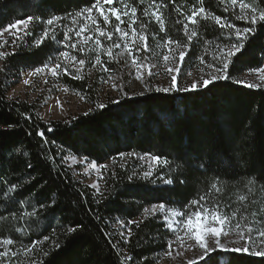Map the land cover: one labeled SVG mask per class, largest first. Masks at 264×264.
Segmentation results:
<instances>
[{
  "label": "trees",
  "instance_id": "1",
  "mask_svg": "<svg viewBox=\"0 0 264 264\" xmlns=\"http://www.w3.org/2000/svg\"><path fill=\"white\" fill-rule=\"evenodd\" d=\"M93 2L0 0V29L29 15L39 16L41 21L60 15L64 16L61 25L69 24L71 17L65 14ZM149 2L138 5L139 19L150 28L146 30L188 44L183 25L189 23L186 17L193 6H199V0H164L168 5L161 9L165 31L160 32L153 17L142 15ZM245 2L264 8L261 0ZM203 6L239 29L251 26L256 32L222 71L230 78L218 79L197 91L164 93L148 88L143 95L122 96L120 104L110 101L104 103L106 108L99 109L95 80L86 74L76 78L70 71L60 74L59 82L85 99L90 105L85 112L88 114L47 122L33 104L7 99L6 93L20 71L42 66L64 49L59 43L63 38L61 27L57 26L54 42L51 36L43 37L47 25L34 20L29 34L17 40L1 60L0 237L11 236L16 241L10 247L17 255L0 264H156L158 255L167 249L171 233L159 214L145 215L144 209L159 203L182 207L206 193L217 177L224 189L217 198L222 204L231 203L225 211L239 208L253 219L250 214L264 206V86L250 88L235 78L264 67V23L249 25L236 19L239 8L228 6L226 10L220 0H203ZM198 20V26L189 23V32L196 27L198 36L186 48L183 65L199 64L203 59L222 68L217 51L224 44L237 43L234 32L210 20ZM104 61L109 69L116 68L114 61ZM38 132H44V136ZM121 153L160 155L167 157L170 165H156L150 177L135 175L129 180L135 160L130 155L116 162L113 169L103 171L102 190L95 193L73 177L64 160L65 155H74L100 164ZM166 179L173 183H165ZM250 179L254 183H248ZM13 185L15 190L3 195ZM242 194L248 196L243 203L237 199ZM41 204L45 207L40 208ZM30 212L36 215H24ZM116 222L124 223L125 235H118ZM69 228L76 231L69 233ZM38 240L42 242L25 254L24 248ZM56 243L60 244L58 249ZM210 255L211 264H216L217 257L220 264H264V256L252 253Z\"/></svg>",
  "mask_w": 264,
  "mask_h": 264
},
{
  "label": "snow or ice",
  "instance_id": "2",
  "mask_svg": "<svg viewBox=\"0 0 264 264\" xmlns=\"http://www.w3.org/2000/svg\"><path fill=\"white\" fill-rule=\"evenodd\" d=\"M175 0H173V3ZM221 4L226 6H231L233 10L237 7L239 8V14L236 15V19L245 20L249 25H257L258 23H264V8H261L258 4L254 6L252 3L245 2V0H220ZM261 3H264V0H261ZM145 0H94L90 6H85L75 13H67L65 15L70 16V23L61 25V22L64 20V16L52 15L46 20L41 21L39 16L29 15L24 19L16 20L14 23L7 25L5 28L0 29V36L3 35L4 31H9L12 28H16L17 31L14 34L15 38L12 43L15 45L17 40L20 39V25H23V31L27 35L29 25L35 20L43 22L47 25L43 32V37L48 38L51 36V39L55 42L57 41L56 30L57 26L61 27L63 32V38L59 40V43L63 45L65 50L59 51L58 56L60 60H54L50 57L49 61L43 64L40 67H36L34 70L28 73L29 76H36L47 71L52 77H59L61 71L65 74L69 73V68H72L73 71L77 74L76 78L82 79L83 77L79 73L83 70L85 65L91 61V66L93 68L100 66L101 69L105 72L109 71V68L105 66V61L102 59L103 56H106L109 61L114 58V49L121 48V42H123V52L117 53L115 55L123 56L126 52L128 57L131 58L132 65L137 69V79H142L143 73L142 70L147 67V74L151 76L152 69L156 67L154 64H145L140 62V58L136 55L141 50H149V35L146 31L148 25L139 19L138 16V5H144ZM118 5V6H117ZM167 4L164 3V0H160L157 3V0H150L148 5L143 8L142 15L147 17L151 16L159 23L160 31H165V21L163 19L162 8H167ZM179 11V10H178ZM198 17L204 21H212L215 25L219 26L221 29H230L234 32L237 43H228L224 44L223 47L219 48V54L216 57L222 61V68L216 67V65L209 64V68H214L216 72H221L227 70L231 58L236 56L237 53L241 52L245 47V41L248 40L250 35H254L256 29L254 27H245L243 29L237 28L234 24L222 20L218 15L210 13L203 6V0H199V6H193L191 10V15L186 17L187 21L193 25L198 26L200 20ZM127 18V23L125 21ZM113 21L116 23L113 25ZM176 23H180L176 21ZM189 23L183 25L184 34L187 37L188 44L182 43L180 40H175L171 37H168L163 41V43H156L155 47H165L168 48V54H164L162 59L165 62V68L168 73L173 71L179 72L180 69L168 67V62L171 60L177 59V55L173 54L178 51V60L183 62L186 56V49L189 47L190 42L194 37L198 36V31L196 27H193L191 32H189ZM126 24V27H122ZM138 25V26H137ZM112 30H109V29ZM10 35H13L9 31ZM114 35L118 36L117 41H113ZM103 38V39H102ZM109 41L112 43L105 44L104 41ZM43 41H37V46ZM7 44V41L0 42V47H3ZM175 46V47H173ZM73 53H79L80 55L87 56L88 59L79 58L78 55ZM94 53V58L89 54ZM9 55L7 52L0 51V59H4ZM201 63H204L201 59ZM4 69H0L3 71ZM249 71L259 73V80L264 81V67H258L256 69H250ZM191 75V73H189ZM230 77L225 73L224 75H209V78L205 79L201 77L200 79L194 80L191 85L179 88L177 77L173 75L171 77V84L169 87L157 88L156 91L168 93L170 91H197L200 88H207L210 84L218 79H229ZM111 79V77H109ZM202 80V83H201ZM24 83L29 84V80L25 79ZM44 83H48L47 80H44ZM107 83V81H105ZM238 83H246L245 81H238ZM250 88H259L261 84H246ZM113 90H119L118 85H112ZM148 90V89H146ZM67 91V88L64 89ZM125 98L128 97L127 92L122 93ZM143 95V93H141ZM59 104V100L57 101ZM111 103L120 104L121 100L114 99ZM107 105L100 103L97 105V108L104 109ZM91 111V110H89ZM88 113H85L87 115ZM75 119V118H73ZM40 136H44V132L37 133ZM26 155V154H25ZM124 156V153L120 154ZM128 155H133L129 153ZM150 158L152 163L149 164V170L143 173L144 178H148L152 175V164L156 165H170V161L167 157L160 155L145 154ZM141 160H144L145 157H140ZM75 160V157H73ZM88 158L83 157L81 162H87ZM90 166L92 168L97 167H106L105 165H97L95 162H91ZM204 167V165H201ZM136 175L134 172L132 176H129V180L133 179ZM184 183L183 180L180 181ZM165 183L172 184V179H166ZM248 183H254L253 180H249ZM223 181L217 177L213 183H211L210 188L204 194H201L198 199L193 198L187 204L181 206L177 205H166L165 203H159L153 205L151 212L155 215L159 212L163 222L167 229L175 235L176 241H178L181 247H185V241H194L193 244H188L187 248H192L198 246L205 253L210 251H223V252H245L248 253L250 248L253 249L252 254L264 256V250L255 251L254 249L258 245H264V206L260 207L259 211H254L250 215L253 219H249V215L245 212H241L239 208L232 209L229 213L225 211L231 207L230 202L221 203L220 199L217 198L216 194L223 192L221 185ZM16 188L13 185L10 189L5 191L3 195L7 196L8 191H14ZM99 192V189L97 188ZM251 191V189H249ZM237 199L243 203L248 200L247 195H239ZM45 205L41 204L40 208H44ZM145 212H148L149 209H144ZM15 217V214H12ZM24 215L33 216L36 215L35 212L25 213ZM239 217V218H237ZM3 218V217H0ZM23 218V215L20 217ZM130 223H134L130 221ZM76 228H69L68 232H75ZM233 234L238 239L229 241L228 243H239L244 241V246L242 248H229L227 244H221V236L227 237L228 235ZM49 237H44L43 240H48ZM42 241L32 242L31 247H25V254L32 252L35 246ZM16 241L11 238V236L0 237V247L4 250L0 251V261L10 257L16 256L17 253L12 250L10 246L15 244ZM174 241L169 240L167 247V255L172 256ZM214 245L215 247L210 249L209 245ZM55 248H59L60 244L56 243ZM49 253H45V256H48ZM181 255V253H177ZM213 257L211 255H206L200 257L197 260L186 261V264H198L199 260H203L204 264H211ZM32 264H36L35 261ZM216 264H220V258H216ZM225 264H228L225 261Z\"/></svg>",
  "mask_w": 264,
  "mask_h": 264
},
{
  "label": "rangeland",
  "instance_id": "3",
  "mask_svg": "<svg viewBox=\"0 0 264 264\" xmlns=\"http://www.w3.org/2000/svg\"><path fill=\"white\" fill-rule=\"evenodd\" d=\"M114 24L115 22L113 23V25ZM122 27H126V24ZM19 28L21 29L19 33L21 39V37L25 33L23 31V25H20ZM147 29L150 28L147 27ZM109 30L112 29L110 28ZM9 31L13 33V35H10ZM9 31H4L3 35L0 36V42L5 40L7 41V44H5L3 47H0V51L7 53L11 52L14 49V44L12 43V41L15 38L14 34L16 33L17 29L12 28ZM146 31L149 35V50H141L139 53H136V55L140 58L141 63L156 65V67L152 69L153 74L151 76L147 74L148 70L147 67H145L142 70V79H137V69L132 65L131 58L128 57L127 53L125 52L123 56L115 55L124 51L123 42H121V48L114 49V58L111 60V62L114 61L116 66L115 69H109L108 72H105L101 69L100 66L93 68L91 66V61H89V63H87L83 70L79 73V75L86 74L87 76L92 78V81L95 80V82L93 83H95L96 85L95 87L97 96L99 98V103H106L114 99H119L123 96V92H127L128 96H136L140 93L146 92V89L148 88L156 90L157 88L169 87L171 84V77L173 75L177 77L179 88L187 87L191 85L194 80L200 79L201 77L207 79L209 78L210 74L224 75L222 71L216 72L214 68H209L208 62H199V64H197V62H194L192 63V65L184 66V61L181 62L178 60L179 50H176V52L173 53L177 55V59H170L167 66L174 69L178 67L180 71H173L172 73H168L165 68V62L162 59L164 54H168V48L155 47L156 43L162 44L163 41L167 38L162 36L160 33H153L148 30ZM158 31L160 32V28ZM117 40L118 36L114 35L113 41ZM104 43L107 45L112 42L105 40ZM183 50L186 51V49ZM217 52L219 54V50ZM89 55L94 58L95 54L91 53ZM82 57L88 59L87 56L83 55ZM54 58V60H60L58 53ZM103 58L105 60L107 57L103 56ZM1 60L2 59H0V69L2 65ZM107 62H110L108 58ZM105 66H107L106 63ZM34 69H26L24 71H20V77L18 79H15V82L8 86L9 88L6 93L7 99L23 100L33 104L35 108H37V112L40 118L47 122L53 120H64L69 117L71 118L76 115L85 113L88 111V109H90V105L85 101L83 97H81L80 94L71 90L69 91L67 87L60 84L59 77H52L47 71L36 76H29L28 73ZM70 71L73 72V69L69 68V72ZM62 73L64 72L61 71V74ZM189 73H191V75H189ZM75 75L77 74L75 73ZM109 77H111V79H109ZM235 78L237 81H245L246 83H241L243 85L263 83V81L259 80V73L253 71L246 72L244 74L236 76ZM25 79L29 80V84L26 85L24 83ZM44 80H47L48 83L45 84ZM105 81H107V83H105ZM113 84L118 85L119 90H113ZM65 88H67V91H64ZM58 100L59 104L57 103ZM133 156L135 159L133 162V173L135 172L136 175L144 177L143 173L149 170V164L152 163L150 161V158L145 154H135ZM73 157H75V160H73ZM129 157L130 155H124L119 156L116 159H109L100 164L96 163L98 166H106L97 168H92L90 166L91 162L94 161L87 160V162L82 163V156L65 155L64 160L65 164L72 170L73 177H75L77 181H79L81 184L88 185L91 189L94 190L95 193H100L102 190L101 187L103 185V171L113 169L116 162L125 161ZM140 157H145V159L141 160ZM155 166L156 164H152V172L154 171ZM97 188L99 189V192L97 191ZM153 205L156 204L147 206L146 208L149 209V211H144L143 214L152 216L153 214L151 212V208ZM156 214H159L160 216L162 215L159 212H157ZM123 226V222H120V224L119 222L115 223L114 228L117 229L119 236L125 235V232L122 228ZM237 239L238 238L233 234H230L227 237L221 236L220 238L221 244H227V247L229 248H242L244 246V241H240L239 243H228L229 241ZM169 240L174 241L172 256L169 257L167 255V247L166 251L161 252V254L158 255L156 264H186V261L197 260L200 257L210 255L214 252L226 253L223 251H210L209 253H205L204 250H202L198 246L187 248L188 244L194 245V241L188 240L185 241V247H181L180 243L176 241L175 235L173 233H171V238H169ZM209 247L210 249H212L215 246L210 244ZM254 250L262 251L264 250V245H258ZM252 251L253 249L250 248V251L248 253H252ZM178 252L181 253V255H177ZM202 261L203 260H199L198 264Z\"/></svg>",
  "mask_w": 264,
  "mask_h": 264
}]
</instances>
